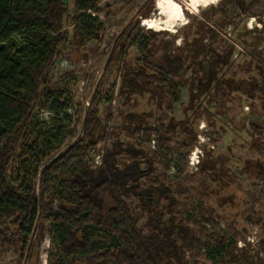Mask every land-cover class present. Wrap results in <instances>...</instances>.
<instances>
[{
  "label": "rangeland",
  "instance_id": "1",
  "mask_svg": "<svg viewBox=\"0 0 264 264\" xmlns=\"http://www.w3.org/2000/svg\"><path fill=\"white\" fill-rule=\"evenodd\" d=\"M74 1L79 0L63 2L71 14ZM179 2L183 3L185 20L170 31H158L144 26L147 20L161 18L158 0H101L99 12L91 13L101 25L94 40L76 49L70 40L51 69L53 85L70 93V107L56 115L42 105L37 112L36 132L51 137L47 152L50 159L86 136L84 155L91 167L101 166L106 153L114 149L122 151L120 156L124 157L127 147L137 141L157 155L155 169L165 177L172 194L161 200L149 194L146 204L132 195L125 200L139 218L138 229L145 238L168 236L178 246L176 255L162 264H264V133L256 130L260 135L256 136L251 128L252 124L264 125V115L258 109L264 101L246 97L244 87L226 99L230 103L224 104L222 98L217 103L218 97L227 94L218 95L212 88L230 81H246L249 85L263 82L258 69H264V58L258 62L261 65H256L255 57L260 52L264 55V13L259 18L245 11L251 0H217L198 9L190 8L185 0ZM236 4L242 7L241 12ZM73 17H67L66 29L74 26ZM228 39L234 42L228 64L221 70L219 63L212 62L213 67L218 66V73L204 72L197 77L203 58L210 60L199 54L198 65L187 64L179 77L166 76L157 68L165 53L178 59L204 54L203 50L216 46L224 51L220 41ZM131 73L142 88L124 95L132 96L130 105L136 106L128 110L122 104L121 86ZM156 75L177 87L178 101L173 103L169 93H162ZM234 99L237 101L232 103ZM168 103H173V112L165 109ZM127 112L140 117L136 126H143L142 134L149 132L151 137L118 135ZM158 127H163V132L157 136L152 130ZM109 132L115 136H107ZM170 183L184 187L175 191ZM154 199L158 203L151 207L148 202ZM201 209L211 221H206ZM180 227L187 244L181 240ZM220 241L227 253L216 255L215 262L205 258V252L215 249ZM54 251L51 222L42 218L28 249L14 243L6 255L0 256V264H49Z\"/></svg>",
  "mask_w": 264,
  "mask_h": 264
},
{
  "label": "trees",
  "instance_id": "2",
  "mask_svg": "<svg viewBox=\"0 0 264 264\" xmlns=\"http://www.w3.org/2000/svg\"><path fill=\"white\" fill-rule=\"evenodd\" d=\"M63 2L0 0V256L6 255L16 242L28 249L38 223L44 218L51 222L55 244L49 264H162L164 259L176 255L178 246L168 236L145 238L138 229L139 218L125 200L132 195L146 204L149 194L159 196V200L172 194L165 177L155 169L157 155L137 141L127 147L124 157L120 156L122 151L114 149L106 153L101 166L91 167L84 155L86 136L50 159L47 152L51 137L36 132L37 112L42 105L56 115L64 114L70 107V93L52 83L51 69L61 49L70 40L75 49L92 42L101 27L100 19L91 15L99 12L101 0L74 1L72 14ZM76 12L79 14L74 15ZM71 15L74 26L66 29L67 17ZM201 53L178 59L165 53L157 68L166 76L179 77L181 69L189 67L187 64L198 65L197 55L202 56ZM260 54L254 56L256 65H261ZM258 71H262L263 82L257 85L246 81L213 85L218 95L227 94L218 97L217 103L223 100L226 104L228 95L244 87L246 97L264 101V69ZM133 77L131 73L121 86L122 104L128 110L136 106L130 105L132 96H125L142 88ZM155 78L162 93H169L173 103L178 101L177 87L166 83L161 75ZM172 104L168 103L165 109L173 112ZM258 109L264 115V102ZM139 118L135 113L123 114L124 123L118 135L151 137L146 130L148 133L142 134L143 126H136ZM88 120L87 117L84 132ZM168 124L170 130L172 123ZM258 125L251 126L256 136H260L258 132L264 133V125ZM153 130L158 136L163 127ZM110 133L107 136H115ZM168 186L175 191L184 187L181 183ZM157 203L156 199L149 200L148 205L154 207ZM201 213L206 221H211L206 210L201 209ZM180 234L183 244H187L183 227ZM204 234L208 235L206 229ZM210 249L204 256L212 262L216 255L222 257L227 253L223 241Z\"/></svg>",
  "mask_w": 264,
  "mask_h": 264
},
{
  "label": "bare ground",
  "instance_id": "3",
  "mask_svg": "<svg viewBox=\"0 0 264 264\" xmlns=\"http://www.w3.org/2000/svg\"><path fill=\"white\" fill-rule=\"evenodd\" d=\"M186 1L190 8L198 9L199 7L211 6L217 0H185V2ZM157 10L161 18L145 21V27L158 31H170L174 29L173 27L176 26V23L185 20V9L183 3L179 2V0H158ZM162 24H165L166 27H163Z\"/></svg>",
  "mask_w": 264,
  "mask_h": 264
},
{
  "label": "flooded vegetation",
  "instance_id": "4",
  "mask_svg": "<svg viewBox=\"0 0 264 264\" xmlns=\"http://www.w3.org/2000/svg\"><path fill=\"white\" fill-rule=\"evenodd\" d=\"M256 6H259L257 9L258 11H255L256 9ZM236 9L241 12L243 9L240 5L236 4L235 5ZM245 9H247L248 13H254L256 15L259 16V18L261 17V15L263 14L264 12V0H251V2H248V5H247V8L245 7ZM264 18V17H262ZM239 29V28H238ZM222 41V42H221ZM220 43L222 44L223 48H224V51H219V49H217V46L214 48L212 47V49H206L204 50V54H202V56L204 57H210V60H202L201 62V70L198 71V74L199 76H203L204 75V72L205 73H208L210 71H214L215 73H218L219 72V69H218V66L217 67H213L212 66V62H217L219 63V66L222 68L221 70L224 69V66L225 64L227 65L228 62H227V59H230L229 56L230 54L232 53V46L234 45V42L232 40H226L227 42L221 40ZM231 44H230V42ZM219 43V44H220ZM232 45V46H231ZM216 51V53H215ZM231 51V52H230ZM230 52V53H229ZM242 55V54H241ZM231 57V56H230ZM260 57L264 58V55H260ZM252 59L254 60V57H252ZM263 61V60H262ZM223 63V65H221ZM228 67V66H226ZM221 72V71H220ZM224 73V72H222ZM209 74V73H208ZM211 79V78H210ZM209 79V80H210ZM226 79L225 75L222 74V80L221 81H224ZM199 80H202V78L200 77ZM207 81V80H206ZM234 91H232L233 93ZM230 93V92H228ZM227 97H230V95H228ZM232 97H233V94H232ZM238 99V98H237ZM237 99H234L232 100L231 102L232 103H235L237 101ZM225 103H230V101H225ZM239 106V105H238ZM228 114H231L230 111L228 112Z\"/></svg>",
  "mask_w": 264,
  "mask_h": 264
}]
</instances>
